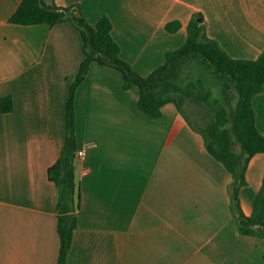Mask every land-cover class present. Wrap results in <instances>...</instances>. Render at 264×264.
I'll use <instances>...</instances> for the list:
<instances>
[{"label": "crops", "instance_id": "crops-1", "mask_svg": "<svg viewBox=\"0 0 264 264\" xmlns=\"http://www.w3.org/2000/svg\"><path fill=\"white\" fill-rule=\"evenodd\" d=\"M20 1L0 0V97L12 99V111H0V264H56V188L48 169L64 144L65 103L82 42L68 22L9 24ZM41 1L79 7L90 26L107 17L120 59L142 77L185 43L194 19L232 59L264 52V0ZM175 21L180 29L167 32ZM137 99V88L124 90L117 71L96 63L75 91L76 151L91 147L73 162L79 205L65 264H264V239L239 233L230 176L202 136L183 122L167 141L176 107L166 104L152 119ZM252 108L264 135V92ZM262 181L264 153L249 161L239 190L245 216Z\"/></svg>", "mask_w": 264, "mask_h": 264}, {"label": "trees", "instance_id": "trees-1", "mask_svg": "<svg viewBox=\"0 0 264 264\" xmlns=\"http://www.w3.org/2000/svg\"><path fill=\"white\" fill-rule=\"evenodd\" d=\"M7 22L18 26L50 27L68 22L77 30L82 42L83 60L70 84L65 103L64 144L57 161L48 169V179L56 188L59 238L56 264L66 263L76 226L79 194L73 171L76 152L74 95L92 63L117 71L124 90L137 88V108L149 118H160L161 108L166 104L176 107L179 119L173 123L167 141L177 134L183 122L189 123L202 136L206 151L230 176V209L239 233L264 239V181L255 196L250 216L243 214L238 196L240 188L246 184L245 171L249 161L256 154L264 153V135L256 128L252 108L253 97L264 92V52L254 60L232 59L205 35L202 23L194 19L187 26L185 43L177 50L167 51L164 64L142 77L120 59V48L111 35V22L105 16L95 26H90L77 6L59 8L46 6L41 0H21ZM180 27L175 21L166 24L165 30L175 33ZM195 64L221 80V100L214 97L200 79L190 80L188 73L182 71L183 67L191 70ZM234 99L237 101L232 108ZM186 104L203 108L206 119L197 114L201 123L192 122L187 118ZM0 111L4 114L12 111L10 96L0 97Z\"/></svg>", "mask_w": 264, "mask_h": 264}, {"label": "rangeland", "instance_id": "rangeland-1", "mask_svg": "<svg viewBox=\"0 0 264 264\" xmlns=\"http://www.w3.org/2000/svg\"><path fill=\"white\" fill-rule=\"evenodd\" d=\"M193 69V70H192ZM191 70H189V68L187 69L186 67H183L182 71L186 72L190 78V80H196V79H200V81L204 84V86L212 92L213 96L218 98V99H222V89L219 86L218 83H214L212 82V80H210L209 76L207 75V73H205V69L200 66L195 64L193 66ZM237 100L234 99L233 102H231V107L233 108V104H235ZM185 108V112L187 110V118L190 119L192 122H195L196 124H199L198 121V115L200 114V116H203L206 119L205 116V110L199 106H194L193 104H186Z\"/></svg>", "mask_w": 264, "mask_h": 264}, {"label": "built area", "instance_id": "built-area-1", "mask_svg": "<svg viewBox=\"0 0 264 264\" xmlns=\"http://www.w3.org/2000/svg\"><path fill=\"white\" fill-rule=\"evenodd\" d=\"M87 147L89 148V147H91V146L88 145V146H86V147L83 148V149L77 150V151L75 152V158H77V159L82 158V157L84 156V154H85V149H86Z\"/></svg>", "mask_w": 264, "mask_h": 264}, {"label": "water", "instance_id": "water-1", "mask_svg": "<svg viewBox=\"0 0 264 264\" xmlns=\"http://www.w3.org/2000/svg\"><path fill=\"white\" fill-rule=\"evenodd\" d=\"M198 23H200L201 22V20L200 19H198V20H196ZM233 150H234V146H233ZM70 220H71V216H69L68 218H67V222L69 223L70 222Z\"/></svg>", "mask_w": 264, "mask_h": 264}]
</instances>
